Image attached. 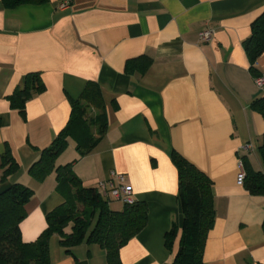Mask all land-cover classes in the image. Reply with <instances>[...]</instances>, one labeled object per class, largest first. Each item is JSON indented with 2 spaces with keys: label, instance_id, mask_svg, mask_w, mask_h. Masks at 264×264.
<instances>
[{
  "label": "crops",
  "instance_id": "crops-1",
  "mask_svg": "<svg viewBox=\"0 0 264 264\" xmlns=\"http://www.w3.org/2000/svg\"><path fill=\"white\" fill-rule=\"evenodd\" d=\"M64 1L0 7V193L14 184L33 191L21 240L34 242L46 215L64 202L54 174L35 183L28 169L67 125L69 99L94 82L105 104L104 136L81 158L70 142L57 160L72 163L88 188L97 189L111 171L122 174L133 200L147 205L146 226L119 251L121 264H170L178 251L183 216L173 151L212 182L215 221L203 263L264 264V196L237 183L241 156L264 174V117L252 108L264 97L253 82L264 74V54L253 72L242 45L264 0H69L60 9ZM205 29L212 35L202 43ZM141 56L152 59L145 74L125 71ZM34 72L45 91L21 117L6 97ZM6 148L18 168L2 181ZM109 206L122 209L115 201ZM172 225L178 235L169 251ZM48 246L49 264H107L95 244L65 253L54 235Z\"/></svg>",
  "mask_w": 264,
  "mask_h": 264
},
{
  "label": "trees",
  "instance_id": "trees-1",
  "mask_svg": "<svg viewBox=\"0 0 264 264\" xmlns=\"http://www.w3.org/2000/svg\"><path fill=\"white\" fill-rule=\"evenodd\" d=\"M47 1L0 0V7L13 9L20 5H41ZM242 45L254 72L257 59L264 54V13L251 24V34ZM151 64L152 59L141 56L127 62L125 71L143 75ZM44 91L40 74L28 73L23 86L14 89L6 100L11 110L24 117L27 102ZM69 101L71 114L67 125L28 169V176L35 183H42L54 174L56 190L64 202L46 215L47 227L40 236L34 242L24 243L19 226L26 216L25 206L33 191L14 184L0 193V264H49L48 244L54 235L58 236L65 253H71L82 243L95 244L105 251L107 264H121L119 251L146 226L148 211L145 203L133 201L122 204V209L115 211L109 206L111 201L105 200L98 189L83 186L73 172L72 163L56 165L70 142H74L79 158L91 153L107 127L105 104L96 83L88 82L80 97ZM252 108L264 117V97L254 101ZM259 150L264 159V138ZM239 159L244 172V189L251 195L264 196V174L255 171L246 156ZM171 162L178 176L177 197L183 223L179 248L170 264H204L205 242L215 221L212 182L175 151L171 154ZM17 168L10 150L6 148L2 156L1 180L5 181ZM177 235L178 229L172 225L165 234L167 250L171 251Z\"/></svg>",
  "mask_w": 264,
  "mask_h": 264
},
{
  "label": "built area",
  "instance_id": "built-area-1",
  "mask_svg": "<svg viewBox=\"0 0 264 264\" xmlns=\"http://www.w3.org/2000/svg\"><path fill=\"white\" fill-rule=\"evenodd\" d=\"M70 6V1L62 2L59 7L60 9H66ZM212 35V31L203 30L199 34V41L202 43H206L210 41ZM253 82L257 88H264V74H261L253 79ZM245 149H249L248 146ZM244 178V172L242 170V164L240 162V173L237 176V183L242 185ZM98 191L101 196L109 201L119 202L121 204H131L133 203V194L132 188L127 183L126 177L122 174L116 173L115 171H111L109 176L104 181H101L98 184Z\"/></svg>",
  "mask_w": 264,
  "mask_h": 264
},
{
  "label": "rangeland",
  "instance_id": "rangeland-1",
  "mask_svg": "<svg viewBox=\"0 0 264 264\" xmlns=\"http://www.w3.org/2000/svg\"><path fill=\"white\" fill-rule=\"evenodd\" d=\"M59 162H61V160H57L56 161V165H59L60 164Z\"/></svg>",
  "mask_w": 264,
  "mask_h": 264
}]
</instances>
